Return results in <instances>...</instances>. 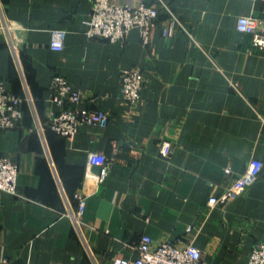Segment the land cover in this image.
<instances>
[{
  "label": "crops",
  "instance_id": "1",
  "mask_svg": "<svg viewBox=\"0 0 264 264\" xmlns=\"http://www.w3.org/2000/svg\"><path fill=\"white\" fill-rule=\"evenodd\" d=\"M94 1L0 0V80L24 114L0 132V151L19 168V195L0 192V260H135L148 235L192 243L206 264H248L264 241V169L228 206L207 203L252 159L264 163V56L236 29L239 17L264 14V0H131L159 10L147 45L138 29L123 45L88 38ZM55 30L65 32L60 51L50 47ZM130 67L146 80L135 108L120 97V71ZM56 75L80 91V108L110 114L105 128L81 125L70 139L49 128ZM90 153L113 159L103 181Z\"/></svg>",
  "mask_w": 264,
  "mask_h": 264
},
{
  "label": "built area",
  "instance_id": "2",
  "mask_svg": "<svg viewBox=\"0 0 264 264\" xmlns=\"http://www.w3.org/2000/svg\"><path fill=\"white\" fill-rule=\"evenodd\" d=\"M168 9L167 6H164ZM159 10L154 4L131 0L119 3L113 0H95L92 13L86 24L88 38H99L112 43L125 44L127 35L132 29H138L143 44L150 43V32L157 26ZM237 31L249 35L253 48L264 56V14L262 16H241L236 22ZM164 35L170 34V28L162 27ZM65 32H51L50 47L53 50L63 49ZM145 77L139 67L125 68L120 71V97L130 107L141 100ZM54 92L53 103L57 111L49 117V128L64 138H72L81 125L105 128L110 121V114L101 109L80 108L82 101L80 91L74 88L63 76L56 75L50 84ZM23 99L7 89L5 80H0V132L17 128L23 120ZM264 127V116H260ZM172 153V145L168 141L160 143V154L168 158ZM89 167L100 168L98 179L103 181L113 166V159L104 154L90 153ZM264 163L252 159L245 171L236 176L225 192L208 200V206H228L237 200L261 176ZM228 168L226 174H231ZM18 166L8 155L0 151V192L18 196ZM74 198L78 201V211L73 215L77 227L82 225L81 217L85 208V196L77 192ZM190 231V229H188ZM0 264H31L2 258ZM111 264H206L202 260V252L192 243L182 247L173 240L154 243L148 235H143L137 249V258L128 260L120 255L113 258ZM248 264H264V241L256 244L250 253Z\"/></svg>",
  "mask_w": 264,
  "mask_h": 264
},
{
  "label": "water",
  "instance_id": "3",
  "mask_svg": "<svg viewBox=\"0 0 264 264\" xmlns=\"http://www.w3.org/2000/svg\"><path fill=\"white\" fill-rule=\"evenodd\" d=\"M94 170L96 171V172H99L100 171V168L99 167H94Z\"/></svg>",
  "mask_w": 264,
  "mask_h": 264
}]
</instances>
